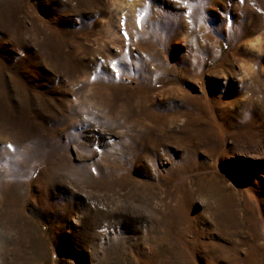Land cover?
<instances>
[{
    "label": "rangeland",
    "instance_id": "rangeland-1",
    "mask_svg": "<svg viewBox=\"0 0 264 264\" xmlns=\"http://www.w3.org/2000/svg\"><path fill=\"white\" fill-rule=\"evenodd\" d=\"M0 264H264V0H0Z\"/></svg>",
    "mask_w": 264,
    "mask_h": 264
},
{
    "label": "bare ground",
    "instance_id": "bare-ground-1",
    "mask_svg": "<svg viewBox=\"0 0 264 264\" xmlns=\"http://www.w3.org/2000/svg\"><path fill=\"white\" fill-rule=\"evenodd\" d=\"M247 93H248V95H247ZM249 91H247V92H245V94H243V97L245 98L244 100V102H247V103H250L251 101H250V96H249ZM252 103V102H251ZM250 103V104H251Z\"/></svg>",
    "mask_w": 264,
    "mask_h": 264
},
{
    "label": "snow or ice",
    "instance_id": "snow-or-ice-1",
    "mask_svg": "<svg viewBox=\"0 0 264 264\" xmlns=\"http://www.w3.org/2000/svg\"><path fill=\"white\" fill-rule=\"evenodd\" d=\"M9 147H11V146H9Z\"/></svg>",
    "mask_w": 264,
    "mask_h": 264
}]
</instances>
